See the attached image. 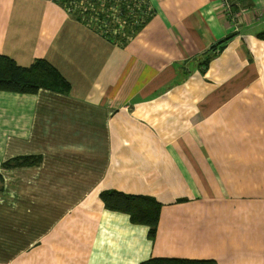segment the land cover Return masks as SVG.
I'll return each mask as SVG.
<instances>
[{
    "label": "crops",
    "instance_id": "1",
    "mask_svg": "<svg viewBox=\"0 0 264 264\" xmlns=\"http://www.w3.org/2000/svg\"><path fill=\"white\" fill-rule=\"evenodd\" d=\"M147 1L119 43L59 0H0V54L70 85L0 90V264H264V0ZM107 191L153 198L154 226Z\"/></svg>",
    "mask_w": 264,
    "mask_h": 264
},
{
    "label": "trees",
    "instance_id": "2",
    "mask_svg": "<svg viewBox=\"0 0 264 264\" xmlns=\"http://www.w3.org/2000/svg\"><path fill=\"white\" fill-rule=\"evenodd\" d=\"M69 11L80 16L84 20L90 19L91 6L99 5L98 0H88L84 5L75 6L76 0H59ZM123 9V5H121ZM88 13L85 17L83 12ZM140 19L139 24L124 27L125 36L104 35L115 42H125L139 31L150 19ZM50 89L60 92H68L70 85L65 77L52 64L44 59H37L27 67L19 66L12 58L0 54V90H10L16 92H36L38 89ZM40 162L37 156H27L14 158L5 163L6 167H17L26 165H36ZM1 180V178H0ZM102 200L106 207L113 210L124 211L130 214L134 222L146 223L153 227L157 221L159 203L153 198L136 197L118 191H107L102 194ZM152 232V230H151ZM141 264H217L210 259H165L154 258L142 262Z\"/></svg>",
    "mask_w": 264,
    "mask_h": 264
},
{
    "label": "built area",
    "instance_id": "3",
    "mask_svg": "<svg viewBox=\"0 0 264 264\" xmlns=\"http://www.w3.org/2000/svg\"><path fill=\"white\" fill-rule=\"evenodd\" d=\"M100 14L95 16L91 8L89 22L98 26L104 35L125 36V26L139 24L140 19L152 15L153 10L147 0H98ZM225 9H230L227 0H220ZM123 5V9L121 8ZM91 6V5H90ZM83 16L88 13L82 11Z\"/></svg>",
    "mask_w": 264,
    "mask_h": 264
},
{
    "label": "rangeland",
    "instance_id": "4",
    "mask_svg": "<svg viewBox=\"0 0 264 264\" xmlns=\"http://www.w3.org/2000/svg\"><path fill=\"white\" fill-rule=\"evenodd\" d=\"M88 2V0H76V4H75V6L77 5V6H80V5H84V4H86ZM91 8L93 9V11H92V13L95 15V16H97V15H99L100 14V10H101V7H97V6H95V5H91Z\"/></svg>",
    "mask_w": 264,
    "mask_h": 264
}]
</instances>
